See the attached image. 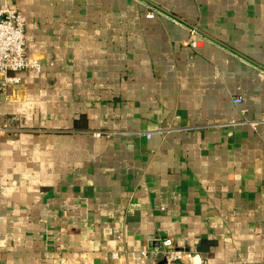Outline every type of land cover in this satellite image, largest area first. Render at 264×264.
<instances>
[{"label":"crops","instance_id":"0c3cea01","mask_svg":"<svg viewBox=\"0 0 264 264\" xmlns=\"http://www.w3.org/2000/svg\"><path fill=\"white\" fill-rule=\"evenodd\" d=\"M14 3L40 71L0 88V264H148L166 237L264 264V0Z\"/></svg>","mask_w":264,"mask_h":264},{"label":"built area","instance_id":"2783aa9c","mask_svg":"<svg viewBox=\"0 0 264 264\" xmlns=\"http://www.w3.org/2000/svg\"><path fill=\"white\" fill-rule=\"evenodd\" d=\"M145 12L147 18L165 13L154 6L147 5ZM26 18L20 9L15 5L14 0H2L0 4V88L6 89L17 85L21 81L20 72L26 69L40 71L39 61L29 58L26 53L27 41L25 37ZM191 36L202 37L196 28H189ZM191 44L196 41L191 39ZM234 103L241 102L240 97L233 98ZM264 121V117L261 118ZM257 121H249L255 127ZM1 131V128H0ZM148 250L141 251L146 256ZM151 261L148 264H156L164 260V264H191L194 251L180 248L175 245L171 238H159L157 245L149 250ZM197 254V253H196ZM202 260V259H200ZM206 262V261H205Z\"/></svg>","mask_w":264,"mask_h":264},{"label":"water","instance_id":"95a60500","mask_svg":"<svg viewBox=\"0 0 264 264\" xmlns=\"http://www.w3.org/2000/svg\"><path fill=\"white\" fill-rule=\"evenodd\" d=\"M197 252L194 253V255L191 258V264H206L205 260H200ZM156 264H164V260L158 261Z\"/></svg>","mask_w":264,"mask_h":264}]
</instances>
